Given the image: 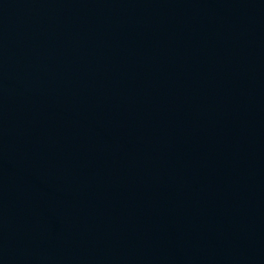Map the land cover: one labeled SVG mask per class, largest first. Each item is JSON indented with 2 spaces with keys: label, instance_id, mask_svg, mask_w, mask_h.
I'll return each instance as SVG.
<instances>
[{
  "label": "water",
  "instance_id": "95a60500",
  "mask_svg": "<svg viewBox=\"0 0 264 264\" xmlns=\"http://www.w3.org/2000/svg\"><path fill=\"white\" fill-rule=\"evenodd\" d=\"M0 264H264V0H0Z\"/></svg>",
  "mask_w": 264,
  "mask_h": 264
}]
</instances>
